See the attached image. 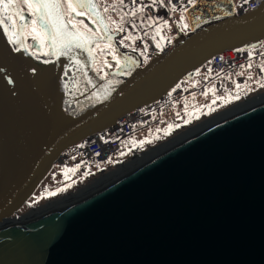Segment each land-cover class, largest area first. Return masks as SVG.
Listing matches in <instances>:
<instances>
[{
    "label": "water",
    "instance_id": "obj_1",
    "mask_svg": "<svg viewBox=\"0 0 264 264\" xmlns=\"http://www.w3.org/2000/svg\"><path fill=\"white\" fill-rule=\"evenodd\" d=\"M183 14L187 27L173 19L169 46L143 62L119 46L97 0L95 34L112 39L84 42L111 43L123 57L106 73L95 50L74 47L79 66L46 40L47 54L31 50L25 14L7 32L0 26V264H264V93L67 200L18 213L86 135L158 101L215 53L264 42V0L245 12L234 0H196Z\"/></svg>",
    "mask_w": 264,
    "mask_h": 264
},
{
    "label": "rangeland",
    "instance_id": "obj_2",
    "mask_svg": "<svg viewBox=\"0 0 264 264\" xmlns=\"http://www.w3.org/2000/svg\"><path fill=\"white\" fill-rule=\"evenodd\" d=\"M110 1L111 0H99L103 9L110 8ZM114 1L117 2L116 5L120 6V0ZM149 3L155 8V14H159V16L161 15L162 21L168 22L167 24H163L162 27H159V25L162 24V21H158L154 26L160 29V31L158 30L159 32L168 29L165 34L166 38L171 39L174 34L173 26L169 25L171 20H178L183 28H186L185 25H187L183 11L173 9L171 10L170 16L167 18V7L160 6V3L152 4L151 0H143V4L136 5L144 19L141 24H137L132 20V14L135 12L138 13L139 11H132V8H127V12H125L122 7H119L122 13L115 12L113 16H110V20H113L116 23L115 25H119V23L122 24V20H126L130 25H134V23L137 25L135 28L130 26L131 31L127 32V36L132 42L130 47L137 49L145 58L143 62H145L152 53H149L148 45L149 39L153 37V27L150 26L152 23L147 19L150 15L147 14L144 7V5H150ZM112 8H114V6ZM109 12H111V8ZM24 13L31 21L32 17L29 15L28 10ZM181 17H183L182 20ZM152 18L155 19V17ZM80 20H83L84 24L88 25V22L83 18L81 19L80 17ZM27 26L28 27L25 28V34L28 41L31 43L33 42L32 44L36 46H43L44 49L41 51L46 53L45 42L41 45L40 40L34 39L33 34H30L32 29L31 23ZM154 32L156 33L155 29ZM124 37L123 31L119 38L121 40L124 39ZM32 44H30V46H32ZM105 48L108 47L100 44L97 54L104 57L112 51V48ZM103 60L105 59L102 58V60H99V62L95 64V68L100 69L99 73H106L114 67L112 64V67L109 68L103 63ZM207 65L208 64L206 63L201 69L197 70L191 78L179 83L180 88L192 89V87L201 83L200 76L206 78V81L204 80L203 91H200L199 93L190 91L185 95H182L183 92L181 96L174 101V104H176L177 102L184 100V102L178 105L180 109L177 107V109L180 110L179 118L174 117V122H167V113L172 108V105L171 108L166 110L158 119L149 121L147 124L145 123V125L127 135L124 140H121L118 152L104 161L94 162L77 148L72 146L64 153L61 162H57L53 166L34 193L24 203L18 212L20 216L33 213L34 211L45 207H51L54 204L69 199V197L84 191L90 186L123 171V169L140 160L143 154L148 153L153 148L160 146L167 140L200 123L208 117L213 116L217 112L244 100L246 97L248 98L258 93H264V80L258 79L253 74L245 72V68H239L232 72L225 70L216 73L209 69ZM215 80L220 81V83L217 85ZM237 83L240 85L239 88L236 87ZM237 95L239 96V99H235ZM218 96L223 97V99H216ZM214 100L215 103H213ZM169 125H172V127L169 128ZM165 129H167V131H165ZM77 164L80 165L79 168L75 167Z\"/></svg>",
    "mask_w": 264,
    "mask_h": 264
},
{
    "label": "built area",
    "instance_id": "obj_3",
    "mask_svg": "<svg viewBox=\"0 0 264 264\" xmlns=\"http://www.w3.org/2000/svg\"><path fill=\"white\" fill-rule=\"evenodd\" d=\"M234 1L236 11L245 12L256 8L262 0ZM141 4H143V0H135V3H133V0H123V8L125 10L127 8H132V11L137 10L138 8L136 5ZM173 4L176 5L175 9L180 11H184L191 6V4L187 3V0H170V2L169 0H165L164 4L159 5L167 7V18L170 16L171 10H173ZM144 7L150 17H161V15L159 16V14H155V8L151 4L144 5ZM157 23H152L150 25L153 27V37L149 39V53L157 50L164 51L169 46L170 38L165 37L168 29L159 32L160 29L154 27ZM154 29L156 33L154 32ZM157 44H159V47H157ZM249 63H251V67H248ZM207 64L208 68L216 73H220L225 70L232 72L233 70H237L239 68H245L247 73L253 74L258 79L264 80V72H261V68L264 67V42L249 50L234 51L232 49H226L217 52ZM199 78L201 79V83L192 87L189 91L199 93L204 90L203 86L206 78L204 76H200ZM215 82L217 85L220 83L218 80H215ZM182 92V88L177 89L174 87L157 102L146 106L144 109L138 110L136 113L121 116L117 123L111 128L101 129L100 131L86 135L80 142L75 144L74 147L94 162H100L111 158L112 155H114L119 149L120 142L124 137L129 135L132 131L142 127L145 123H149V121H151L150 114L153 113L152 111L160 112L169 110L174 100L180 96Z\"/></svg>",
    "mask_w": 264,
    "mask_h": 264
},
{
    "label": "snow or ice",
    "instance_id": "obj_4",
    "mask_svg": "<svg viewBox=\"0 0 264 264\" xmlns=\"http://www.w3.org/2000/svg\"><path fill=\"white\" fill-rule=\"evenodd\" d=\"M151 2L152 4H164L165 0H151ZM120 3H123V0H120ZM133 3H135V0H133ZM187 3L195 4L196 0H187ZM22 5L27 6L28 13L32 17V20L30 21L32 25L30 34H33V38L40 40L41 45H43L46 40L54 53L59 52L61 55L65 56L71 53V59L75 60L78 66L81 64V61L76 59V55L72 51L74 47L84 48L88 52L89 57H92L94 51L93 48L86 46V43L84 42L85 36H88L90 39L106 38L109 41L112 39L111 36L102 37L92 33V30L88 28V25L84 24L83 20H74L73 14H75V16H89V18L92 19L90 14L95 13L97 0H22V3L21 0H0V26H3L6 32L10 26L16 25V17H19L20 21L25 20ZM10 7H14V11L11 13H9ZM172 8L175 9L176 5L173 4ZM104 10L107 11L108 9L105 8ZM133 15H135V13H133ZM66 17H68L67 20H65ZM147 19L153 24L157 23V21H162L161 17H156L155 19L148 17ZM182 19L183 17H181V20ZM6 21L10 23H6ZM92 22L94 24L101 23L102 18L100 20L93 19ZM167 23V21H162V24H160L159 27H162L163 24ZM69 25H71V29L69 28ZM80 26L83 27V32L81 31ZM117 27L119 28V31H124L123 27H120L119 25ZM132 27L135 28L136 25H132ZM185 27H187V25H185ZM108 30V26L105 24L101 31L107 33ZM128 38L129 37L121 39L119 43L127 47L128 45L125 44V39ZM9 42L15 43L16 41L10 38ZM96 47L99 48L100 45L97 44ZM105 47L112 48V45L107 44ZM157 47H159V44H157ZM252 47L255 48L256 46L253 45ZM15 50L19 52L20 48L18 47ZM116 51L117 49H112L111 56L112 60H116L117 64H119L118 57L115 54ZM237 51L242 50L238 49ZM45 63H48V61L45 60ZM103 63L109 68L112 67V64L108 63L107 60H104ZM248 67H251V63H249ZM96 70L97 72L100 71L99 68ZM261 72H264V67L261 68ZM65 75H67V68L65 69ZM88 83L91 84L92 80L89 79ZM108 83L111 84V81ZM236 87H240L239 83L236 84ZM176 88H180V85L177 84ZM216 99H223V97L218 96ZM235 99H239V96L237 95ZM213 103H215V100ZM168 127L171 128L172 125H169ZM165 131H167V129H165ZM75 167L79 168L80 165L77 164Z\"/></svg>",
    "mask_w": 264,
    "mask_h": 264
},
{
    "label": "flooded vegetation",
    "instance_id": "obj_5",
    "mask_svg": "<svg viewBox=\"0 0 264 264\" xmlns=\"http://www.w3.org/2000/svg\"><path fill=\"white\" fill-rule=\"evenodd\" d=\"M99 1V0H98ZM21 3H22V0H21ZM100 3V2H99ZM100 5H101V7H102V4L100 3ZM13 10H14V7H10L9 8V13H11V12H13ZM27 6L26 5H22V11H23V13L24 12H27ZM25 14V13H24ZM73 16H74V20H76V21H78V20H80V17H81V19L83 18L84 20H86L87 22H88V28H90L91 30H92V32H94V33H96V32H99L98 31V29H97V27L92 23V21L90 20V18L88 17V16H75V14H73ZM27 17V16H26ZM29 22H30V20H29V18L27 17V19H26V24L27 25H29ZM27 25H25V28L26 27H28ZM110 26H111V24H110ZM81 28H83L82 26H80ZM24 28V37H25V41H26V44H27V46L31 49V50H33L34 52H36V53H38V54H41V55H43L44 53L41 51V50H43L44 48H43V46L41 47V46H36V45H34V44H32L31 42H29L28 41V39H27V37H26V34H25V29ZM111 28L112 29H117V27L115 28V26L114 27H112L111 26ZM119 29V28H118ZM119 37H120V35H119ZM118 37V38H119ZM119 40H120V38H119ZM119 40L117 39V41H118V44H119V46L121 47V48H133V49H135L134 47H130V46H127V47H125L124 45H121L120 43H119ZM30 44H32V46L34 47H32V46H30ZM97 44H103L104 46L105 45H107V44H111V43H107V42H96L95 44H94V50H95V52H96V54L98 53L97 52V50H98V48L96 49V45ZM112 45V44H111ZM105 49H108V48H105ZM112 49H115V47L112 45ZM137 50V49H136ZM46 51V50H45ZM137 52H138V50H137ZM111 53H112V51H110L106 56H104V57H102V56H99L98 54H97V60L95 61V63H94V67H95V64H97L98 62H99V60H102V58H104L105 60H107L110 64H113L114 65V67H117V63L115 62V60H112V56H111ZM116 55H117V57H118V60L120 61V60H123V57L121 56V54L119 53V52H116L115 53ZM138 54L141 56V58L142 59H144V57L138 52ZM104 61V60H103ZM113 67V68H114ZM96 69V68H95Z\"/></svg>",
    "mask_w": 264,
    "mask_h": 264
},
{
    "label": "trees",
    "instance_id": "obj_6",
    "mask_svg": "<svg viewBox=\"0 0 264 264\" xmlns=\"http://www.w3.org/2000/svg\"><path fill=\"white\" fill-rule=\"evenodd\" d=\"M116 3L117 2H115L114 0H111L110 1V8H111V12H109L110 11V8L108 7V10L107 11H105L104 9H103V13H104V15H105V17H106V19L109 21V23L111 24V26L112 27H117L118 25H115L116 23L113 21V20H110L111 18H110V16H113L114 14H115V12H118V13H122L121 12V9L119 8L120 6H122L123 7V4L121 3L120 4V6L119 5H116ZM114 6V8H112ZM111 13H113V14H111ZM137 12H135V15H133L132 14V20H133V22L135 21L137 24H141V23H143V21H144V19H143V17L141 16V13H140V11L136 14ZM124 17V16H123ZM123 21V23L122 24H120L119 23V26L120 27H123L124 28V36L125 37H128L127 36V32L128 31H131V28H130V26L132 27V25H130L129 23H127V21L126 20H122ZM129 22H131V21H129ZM132 23V22H131ZM134 25H135V23H134ZM136 27H137V25H136ZM118 28V27H117ZM124 37V38H125ZM131 41H130V39H126V44L128 45V46H130L131 45Z\"/></svg>",
    "mask_w": 264,
    "mask_h": 264
},
{
    "label": "crops",
    "instance_id": "obj_7",
    "mask_svg": "<svg viewBox=\"0 0 264 264\" xmlns=\"http://www.w3.org/2000/svg\"><path fill=\"white\" fill-rule=\"evenodd\" d=\"M246 72V71H245ZM236 78V77H235ZM182 102H184V100H181V101H179V102H177L176 104H174L173 103V106H172V108L169 110V112L167 113V122H174V117L176 118V117H178L179 116V114H180V107L178 106L179 104H181ZM177 107L179 108V109H177ZM163 115V114H162ZM179 118V117H178ZM151 120H153L152 118H151ZM125 138V137H124ZM124 138L122 139V140H124Z\"/></svg>",
    "mask_w": 264,
    "mask_h": 264
},
{
    "label": "bare ground",
    "instance_id": "obj_8",
    "mask_svg": "<svg viewBox=\"0 0 264 264\" xmlns=\"http://www.w3.org/2000/svg\"><path fill=\"white\" fill-rule=\"evenodd\" d=\"M146 106H143V107H140L138 110H140V109H144ZM137 110V111H138ZM153 113H151L150 114V116H151V118L153 119V120H156V119H158L162 114H164V112L165 111H160V112H154V111H152ZM131 114V113H130ZM72 150V149H71ZM68 151V150H67ZM125 170V169H124ZM123 170V171H124Z\"/></svg>",
    "mask_w": 264,
    "mask_h": 264
}]
</instances>
